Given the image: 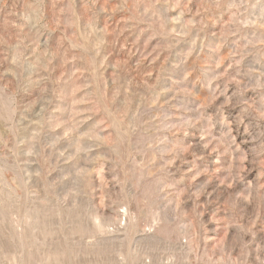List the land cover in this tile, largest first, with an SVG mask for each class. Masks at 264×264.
<instances>
[{
	"label": "rangeland",
	"instance_id": "1",
	"mask_svg": "<svg viewBox=\"0 0 264 264\" xmlns=\"http://www.w3.org/2000/svg\"><path fill=\"white\" fill-rule=\"evenodd\" d=\"M0 264H264V0H0Z\"/></svg>",
	"mask_w": 264,
	"mask_h": 264
}]
</instances>
